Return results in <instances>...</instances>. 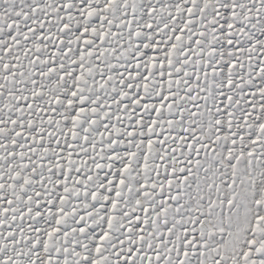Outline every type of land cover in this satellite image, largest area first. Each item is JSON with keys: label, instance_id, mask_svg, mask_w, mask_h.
I'll return each instance as SVG.
<instances>
[{"label": "rangeland", "instance_id": "374dc122", "mask_svg": "<svg viewBox=\"0 0 264 264\" xmlns=\"http://www.w3.org/2000/svg\"><path fill=\"white\" fill-rule=\"evenodd\" d=\"M0 264H264V0H0Z\"/></svg>", "mask_w": 264, "mask_h": 264}]
</instances>
